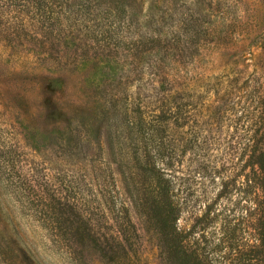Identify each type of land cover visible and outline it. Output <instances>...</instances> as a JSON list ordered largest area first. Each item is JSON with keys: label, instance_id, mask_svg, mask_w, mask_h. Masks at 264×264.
I'll return each instance as SVG.
<instances>
[{"label": "rangeland", "instance_id": "obj_1", "mask_svg": "<svg viewBox=\"0 0 264 264\" xmlns=\"http://www.w3.org/2000/svg\"><path fill=\"white\" fill-rule=\"evenodd\" d=\"M60 2L49 29L24 32L28 0H0V264H106L78 245L74 214L109 238L123 206L141 231L130 264H162L129 195L144 191L146 150L172 179L189 249L253 264L264 0ZM114 108L132 110L134 133ZM139 108L168 119L154 144L138 134ZM60 195L80 199L68 221L49 204Z\"/></svg>", "mask_w": 264, "mask_h": 264}, {"label": "trees", "instance_id": "obj_2", "mask_svg": "<svg viewBox=\"0 0 264 264\" xmlns=\"http://www.w3.org/2000/svg\"><path fill=\"white\" fill-rule=\"evenodd\" d=\"M107 1L109 4H113V6H118L119 12H121L120 5L127 4L129 0ZM132 1L134 2L135 0ZM55 5L56 7H62L60 0H28V3L24 5L26 7V10L23 11L24 15L19 17L16 22L24 32L32 28V26L38 25L41 28L47 27L49 29L46 23L50 18L54 19ZM122 11L124 10L122 9ZM55 21L57 25L60 24L58 17L55 18ZM18 25H15L17 30L16 35L20 34V27ZM54 25L55 23H52L51 27ZM154 42L155 37L153 35L145 38L146 45ZM152 75L158 76L155 72H152ZM167 75L169 78L172 76ZM163 81L164 79L161 77V82ZM138 114L136 118L140 124L138 126L139 136H143L149 143L154 144L157 141L158 137L156 136L158 133L164 132L168 128L167 125L163 126V123L165 124L168 121L167 117L163 116L160 123L154 124L152 121H146L140 108ZM113 117L122 119L128 130L131 133L135 132L133 121L135 116H132V110L129 113L122 114L117 108H114ZM260 119L262 139L254 147L251 156V167H253V178L251 181L253 182V188L257 191L254 199L257 213L255 225L257 243L254 246L253 264H264V83L260 98ZM100 133L105 135L106 131L103 133L101 129ZM107 138V141L112 139L110 133L107 135ZM79 139L75 140V142H79ZM149 143L148 145H150ZM146 149H148V146ZM145 152L147 159L146 165H144L146 173V176H143V181H145L144 191L141 194V191H137V193L130 191L129 195L133 202L132 204L137 209L141 208V213L138 210L137 215L144 217L145 221H149L150 226L158 236L162 264H206L197 252L189 249L186 241L187 235L178 229L180 203L174 194L172 179L163 170H157L156 161L153 160V156L149 155L150 152L148 150ZM51 201L49 204L59 209L63 218L62 210L70 208L77 211L80 199H76L75 197L69 199L67 196L63 197L60 195L59 197L54 196V199H51ZM123 209L122 213L120 212L117 215L121 217L125 216L126 221H115L116 223H113V233L109 235V238L106 235L101 238L97 236L91 220L84 215L83 211L74 214L75 218L77 217V222L73 230L75 232L79 226L78 231L80 232V234L78 233L80 236L78 245L85 250L92 251L100 262H107L106 264H130L133 257L132 254L137 255L135 246L141 231L138 225L133 222L129 209L125 206H123ZM114 210L112 211L113 213H115ZM64 220L68 221V218L66 217Z\"/></svg>", "mask_w": 264, "mask_h": 264}]
</instances>
